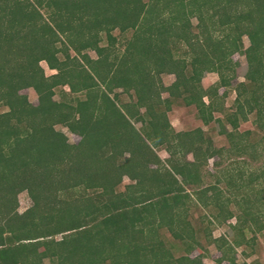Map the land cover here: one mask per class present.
Wrapping results in <instances>:
<instances>
[{
    "label": "trees",
    "instance_id": "16d2710c",
    "mask_svg": "<svg viewBox=\"0 0 264 264\" xmlns=\"http://www.w3.org/2000/svg\"><path fill=\"white\" fill-rule=\"evenodd\" d=\"M235 54L246 71L231 85ZM204 73L217 77L206 88ZM117 92L130 100L117 104ZM175 102L218 124L226 158L259 160L264 136L248 143L238 126L252 114L264 133V0H0V264H203L199 235L213 264H235L252 240L243 231L264 230V168L221 171L223 190L206 184L222 149L199 128L175 132ZM21 192L31 206L18 213ZM193 202L212 209L203 227L188 220ZM230 219L231 239L212 238L209 226Z\"/></svg>",
    "mask_w": 264,
    "mask_h": 264
},
{
    "label": "rangeland",
    "instance_id": "374dc122",
    "mask_svg": "<svg viewBox=\"0 0 264 264\" xmlns=\"http://www.w3.org/2000/svg\"><path fill=\"white\" fill-rule=\"evenodd\" d=\"M146 1V0H144ZM192 24L194 22L192 21ZM113 35H117L116 32H113ZM129 34L126 33L125 36H128ZM242 44L243 47H246L248 45V40L246 37L242 38ZM89 56L91 58H94L93 53L89 52ZM232 59L237 63V68L235 70V79L231 82V85H235L239 82L244 81L243 75L246 71V65L245 60L241 55H233ZM40 67L43 69V72L45 75L53 74V71H50L46 68L45 64L43 62L40 63ZM217 77L213 73H204L201 78V86L203 88L208 87L209 85L213 84L216 81ZM161 81L163 85L167 86L173 81V76L171 75H162ZM66 91V88H64ZM221 92V90H219ZM53 99L58 100V94L57 90L54 92ZM21 95H24L29 103L32 105H36V96L33 93L31 89H24L20 91ZM162 98L166 97L165 94L161 95ZM117 104L120 103H127L130 99L124 95L117 92ZM233 99H234V93L231 90L226 91V95L222 100L223 108L225 111H232L233 109ZM204 101H207L204 99ZM5 108L0 107V112L4 111ZM213 116L215 118H221V115L218 113H214ZM167 121L172 127V129L175 132H184V131H191L193 129L199 128L203 132V136L206 137L212 148L214 149H222L221 155H222V162L219 163L218 159L216 157H212L207 161V165L204 167L203 171H207L205 173V183L209 185H215V187L219 189H224V183L223 182H215L214 176L219 174L223 170L227 169H235L240 168L244 171V174L246 177V174L251 171H259L260 169L264 168V148L261 150V148L257 149V152L261 153V157L257 161H249L246 157H243V161L241 158H234L235 160H232V158H226L228 155V142L225 140V138L221 135L217 134V131L219 129L218 124L216 122H210L208 125L204 126L202 125L201 121L197 119L196 111L192 106L185 107L180 102H175L170 106V110L166 113ZM254 116L252 114H248L245 121H242L239 123L238 131H249L250 134L246 137V140L248 143H255V141L262 136H264V133L255 126L253 123ZM133 126L136 129H139V124H133ZM226 129H229L227 125ZM55 130L61 131L66 137L69 143L75 144L78 141V137L70 134L67 132V130L61 126H55ZM262 151V152H261ZM156 155L161 161H164L167 158V153L163 149H157ZM226 158V159H225ZM187 159H190V156H187ZM224 159V160H223ZM218 162V165L215 166V163ZM208 173V174H207ZM210 175H213L210 176ZM129 183V181L126 178L122 179V182L117 187L118 191H122L124 185ZM17 212L21 213L25 209L29 208L31 206V201L29 197L26 195L25 192H21L17 195ZM260 205L259 207H261ZM229 209L233 211V213H237V209L235 207L229 206ZM261 210V214L264 215V207L259 208ZM212 209L210 208H204L201 206L198 202L190 205V208L188 210V220L191 222L193 227H203L206 225V220L210 219L209 212ZM262 217V216H261ZM262 223L264 224V216L261 218ZM234 222L233 219L228 220L225 224L222 225H210V234L212 238H217L218 236H224L226 239L230 240L232 237V232L228 228V224H232ZM243 235L245 239H252L249 240L248 245H242L234 249L235 256V264H264V230L260 232H248L243 231ZM167 239H169L168 235H164ZM200 243L203 247L202 250V263L203 264H213L214 260L219 257L218 252L216 249L210 245L206 244V241L200 236ZM55 239H59V236H57ZM180 255V252L177 251L174 256ZM197 255V252H192L190 254V257H194ZM226 264V263H221Z\"/></svg>",
    "mask_w": 264,
    "mask_h": 264
},
{
    "label": "crops",
    "instance_id": "0c3cea01",
    "mask_svg": "<svg viewBox=\"0 0 264 264\" xmlns=\"http://www.w3.org/2000/svg\"><path fill=\"white\" fill-rule=\"evenodd\" d=\"M178 132V131H177Z\"/></svg>",
    "mask_w": 264,
    "mask_h": 264
}]
</instances>
